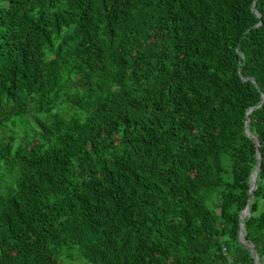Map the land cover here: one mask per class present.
Instances as JSON below:
<instances>
[{
  "label": "trees",
  "instance_id": "1",
  "mask_svg": "<svg viewBox=\"0 0 264 264\" xmlns=\"http://www.w3.org/2000/svg\"><path fill=\"white\" fill-rule=\"evenodd\" d=\"M253 1L0 0V264H253L246 118L264 264Z\"/></svg>",
  "mask_w": 264,
  "mask_h": 264
},
{
  "label": "water",
  "instance_id": "2",
  "mask_svg": "<svg viewBox=\"0 0 264 264\" xmlns=\"http://www.w3.org/2000/svg\"><path fill=\"white\" fill-rule=\"evenodd\" d=\"M255 1L256 0H254L252 3V11L257 15V17H259L258 13H256ZM259 24L260 23H257L255 27L259 26ZM251 82L255 83L253 79H251ZM261 101H262V97H261L260 102ZM260 102L254 108L258 107ZM244 133L248 138H250V140L252 141V143L254 144L256 149H255V163H254L252 172H251L249 179H248L250 185H249V188L247 191L246 205L241 210L239 217H238L237 239H238L239 243L249 251V253L253 259V264H261L260 259L258 258L253 246L249 242H247L244 238L245 231H244V227H243V223H242V220L246 217H249V215H250L249 203H250L252 192L254 191V189L256 187V176H257L259 162L261 159L260 154L258 153V150H257L258 143H257L256 139L248 131V118H246V120L244 122Z\"/></svg>",
  "mask_w": 264,
  "mask_h": 264
},
{
  "label": "rangeland",
  "instance_id": "3",
  "mask_svg": "<svg viewBox=\"0 0 264 264\" xmlns=\"http://www.w3.org/2000/svg\"><path fill=\"white\" fill-rule=\"evenodd\" d=\"M75 113H76V111L69 109V115H71V116H76ZM69 115H68V116H69ZM73 255H74V253H72V256H73ZM63 262H64V264H80L79 262H77V263H76L75 261H74V262H70V261H68V260H67V261L63 260ZM62 264H63V263H62Z\"/></svg>",
  "mask_w": 264,
  "mask_h": 264
},
{
  "label": "bare ground",
  "instance_id": "4",
  "mask_svg": "<svg viewBox=\"0 0 264 264\" xmlns=\"http://www.w3.org/2000/svg\"><path fill=\"white\" fill-rule=\"evenodd\" d=\"M250 185V184H249Z\"/></svg>",
  "mask_w": 264,
  "mask_h": 264
}]
</instances>
